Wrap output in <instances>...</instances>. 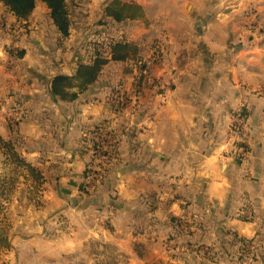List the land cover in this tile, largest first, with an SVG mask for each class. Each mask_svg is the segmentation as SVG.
Returning a JSON list of instances; mask_svg holds the SVG:
<instances>
[{"label":"crops","instance_id":"1","mask_svg":"<svg viewBox=\"0 0 264 264\" xmlns=\"http://www.w3.org/2000/svg\"><path fill=\"white\" fill-rule=\"evenodd\" d=\"M82 1L90 3L81 26L105 20L106 33L134 42L145 60L159 43L163 56L150 80L154 85L138 96L132 86L140 70L133 62H114L88 91L68 90V100L84 103L75 121L67 114L73 104L52 93L17 94L18 118L26 117L18 126L17 115L0 111L3 141L17 129L26 134L32 147L14 151L36 173L17 164L22 168L15 178L10 171L16 164L2 151L7 171L0 173V237L8 245L0 246V264H212L197 249L173 250L171 241L216 244L220 255L224 248L235 252L232 261L221 256L218 264H264V0ZM110 3L142 11L120 21L108 16L110 23L103 16ZM50 12L38 0L19 28L25 25L26 33L3 26L0 33L13 37L12 48L35 64L43 58L41 70L51 72L40 75L47 82L42 90L51 92L53 77L74 75L87 56L70 47L49 55L47 41L59 36ZM93 37L83 34L81 40L88 44ZM5 57L7 63L4 45L0 65ZM34 81L29 89L38 92ZM116 90L122 100L113 96ZM1 94L0 101L12 102L13 94ZM241 104L249 112L246 160L234 157L238 146L228 134L230 114ZM94 127L119 140L114 169L96 190L85 179L95 143L82 144ZM10 183L19 190L7 188ZM246 204L253 220L238 216ZM226 230L253 240L257 254L237 260L238 247Z\"/></svg>","mask_w":264,"mask_h":264},{"label":"trees","instance_id":"2","mask_svg":"<svg viewBox=\"0 0 264 264\" xmlns=\"http://www.w3.org/2000/svg\"><path fill=\"white\" fill-rule=\"evenodd\" d=\"M2 5L0 6V26L7 31L13 29L21 28L23 21L30 17L36 7V3L38 0H1ZM51 10L50 18L54 24V26L59 30V33L62 35V38L69 36L71 27L73 28L76 23L74 21L73 16L76 11H78V6L84 4L82 0H42ZM115 4V3H114ZM124 7H128V10L121 9L120 11H125L124 13H119L120 11H115L113 7H107L106 15L109 17H113L116 21H120L125 17H136L140 15L141 9L135 5H126ZM6 8V9H5ZM80 12L81 17H87V15L83 11ZM134 13V14H133ZM14 16V19H13ZM113 23V21H110ZM109 26L105 25V30L109 29ZM96 32V29H93ZM0 36L4 39H8L9 37L0 33ZM63 38V39H64ZM62 45V42L59 43ZM158 44H156L155 52L151 55L147 60L144 59L143 56H137V45L128 40L127 38H114L111 42L103 41L101 43L90 42L86 51H87V60L81 62L79 67L74 75H67L64 73L56 74L51 80V93L57 99H68L69 88L71 87H80L81 92L84 93L88 91V89L97 83L100 79L103 70L109 66V64L114 62H133L136 67L140 70V74L137 75L134 79L132 88L134 89L137 95H140L143 90L147 87H152L154 84L150 82L151 79L155 78L154 68L160 63V57L162 58V52L157 48ZM6 54H8V61L13 59L14 57L22 58L25 55L24 51H15L8 44L5 46ZM10 57V58H9ZM113 96L119 98L120 93L118 90L112 93ZM77 96V94H76ZM94 134L97 136V139L94 140L96 151L99 150L101 143L108 144V149L116 150L118 149V138L111 139L108 136V133L105 131H101L99 128L94 129ZM2 146L5 148L6 155L9 156V160L16 164L14 170H17V164L25 166L29 171L35 173V169L27 163L24 158L16 153L13 148V144L10 142H1ZM244 146V144L238 143L237 146ZM243 148L238 147V151L235 153L234 157L238 160H241L238 157V154ZM18 165V166H19ZM21 167V166H20ZM239 218L244 221H250L254 218H246L243 215L238 214ZM172 220L177 224V219L172 217ZM178 225V224H177ZM178 226H182L181 222H179ZM228 237L232 239V242L238 247L239 254L237 260H242V254L244 253V242L246 240L245 237L237 234L234 231L226 230L224 232ZM7 237H0V246L8 245ZM253 241V240H252ZM209 251H196L201 257L206 259H212L214 256H227L230 261H232L235 257V252L230 250L229 248H224L223 255H220V250L216 247L212 248ZM255 256V255H254ZM250 257V256H249Z\"/></svg>","mask_w":264,"mask_h":264},{"label":"rangeland","instance_id":"3","mask_svg":"<svg viewBox=\"0 0 264 264\" xmlns=\"http://www.w3.org/2000/svg\"><path fill=\"white\" fill-rule=\"evenodd\" d=\"M89 3L90 1L85 2L83 5L78 6V11H83L87 16H89ZM125 5H122L121 3H110V5L106 6L105 8H103V16L104 19L108 20L109 17L108 15H106V9L107 7H113L112 9L115 11H120L121 9H125V11L128 10V7H124ZM76 11L75 15L73 16L74 20L79 19L78 22H75L76 25L71 29H70V34L67 37H63L62 35L59 33L58 37H53V35L51 36V39L49 41H47L50 45L48 47V51L50 52L49 55L51 56H56V53L59 50H64L67 47H70V50L73 51L75 48L80 49V47L82 46V40H81V36L86 33L87 31H90L91 33H93V28L94 26H97L99 28H105V25L108 26V23L105 20H98L96 21L95 24H92L91 27H83L81 26L82 22H84L87 17H81L80 12ZM125 11H120L119 13H124ZM134 14V13H133ZM111 20V19H109ZM108 20V21H109ZM116 20V19H114ZM113 21V20H111ZM82 23V24H81ZM89 24V23H88ZM94 25V26H93ZM14 30V29H13ZM59 32V30H57ZM81 33V36L78 38V35ZM75 35V40L73 42V44L71 45L70 42H67L69 40H71V37ZM4 39V38H3ZM2 39V36H0V47L2 48L4 45L6 46V44H8L11 48L15 45V47L17 48V41H14L13 37H11L9 35L8 39ZM62 42V45H59V43ZM156 44H158L159 47V43L155 42L154 43V47H156ZM137 51L138 53L137 56H143V53L140 49L139 46H137ZM13 49V48H12ZM15 51H17V49H13ZM39 52L41 53L40 55L42 56V51L39 50ZM3 52V56H4ZM27 52L25 53V55L22 56V58H17L14 57L13 59H10L8 61V57H7V63H6V57L3 58L4 61V66L0 65V93L1 96L4 95V93H11L13 94V98H12V102H8V101H0V111H7V113L11 114V115H17V120H19V114L17 112V94H24L23 96L27 95L28 93H38V94H42V93H47V94H51V92L48 89L47 86V90H42V87L45 88L47 82L45 81V79H42L41 76L46 75L48 77L49 73L51 72L50 70H46L42 71L41 70V62L43 60V58H40V63H36L30 58L27 57ZM44 55V54H43ZM7 56H9L7 54ZM10 58V57H9ZM55 58V57H53ZM59 62V61H58ZM35 65H37V68L35 67ZM52 70V69H51ZM19 71H20V75H19ZM41 75V76H40ZM261 77L264 79V69L261 72ZM110 78V75L107 77V79ZM35 79H38V83L41 86V90L38 92H32V90L29 89L36 87V83H35ZM23 81H26V83L23 86H26L27 88H22L21 85L23 83ZM9 85V87H8ZM17 88H20V91H17ZM70 90L74 89V87L69 88ZM109 94V93H108ZM106 94V95H108ZM258 94V91L257 93ZM71 96H68L67 98L69 99ZM1 99V98H0ZM67 99V100H68ZM63 100V99H60ZM59 100V101H60ZM65 100V99H64ZM63 100V101H64ZM70 103L73 104L72 108L70 109V112L67 113L68 114V118L69 121H75V114L76 113V109L78 107H80L82 104H84L83 102H72L71 100H68ZM58 102V101H56ZM127 103H123V106L125 107ZM248 109L241 104L239 108H235L232 112H231V120H230V126H229V131L228 134L230 137L235 139V144L241 143L244 144V146L240 145L238 146L239 148H243L244 149V153L242 156H240V158L243 159H247V152H248V147H249V142L251 139V135H250V126H249V120H248ZM12 118V117H11ZM26 117H24L23 115L21 116V119L19 121L11 119L12 122L17 121V124H15V126H18V122H20L22 119H24ZM56 119L55 116L51 117L50 120L54 121ZM36 120V119H35ZM80 121V120H79ZM78 121V122H79ZM125 123H123L121 126H124ZM118 127V128H119ZM97 127H94V129ZM94 129L91 131V133H88L86 140H84L82 142V144H86L88 143L90 140L94 141L95 139H97V136L94 134ZM101 131H107L106 129L103 128H99ZM111 139H115V137L113 136ZM4 138L2 135H0V142H3ZM6 140V139H5ZM8 142H10L11 144H13V148L17 151L20 150L21 152H24V147L30 149L31 143L29 141V138L26 134L24 133H20L19 130L17 129L16 131H12L11 134L9 135V139H7ZM118 141V145H119V140ZM95 145V144H94ZM102 149L101 151H96V147H94V152H93V157L92 160L89 162V164L86 165V171H85V179H88V184L90 185V187L94 190L98 189L100 187V185L105 181V179L107 178L108 174L114 169V165L113 161L114 159L117 157L116 154L119 155V151L117 152L116 150H108V144L106 143H101ZM2 144L0 143V173H6V168H5V163H4V156L2 154V151L4 152V154H6L5 149L2 150ZM53 153L56 152V148H58V146L53 145ZM83 151H85V148H82ZM19 152V151H18ZM9 159V156H8ZM97 159V160H96ZM21 168L20 166H17V170H14L11 168L10 174H12V176L14 175L15 178H17V172H21ZM92 176V177H91ZM1 178V177H0ZM3 182H2V186H3ZM11 187V190H14L15 192H17L19 189L17 187V184L14 186V183H10L8 184V187ZM248 210H251L252 213H249ZM1 211H3V208L0 207V213ZM240 215L245 216L246 218H254L256 216V214L254 213V211L252 209H250V207L246 204V206H244L243 209H241V211L239 212ZM169 244V243H168ZM214 245L216 248H219L220 246H217L216 244H212ZM172 245L169 244V247L171 248ZM180 248V249H178ZM198 248H200V246L195 247V246H181L179 244H176L173 247V250H177L178 251H182L183 252H192L193 249L196 251V249L198 250ZM212 264H218V262L212 263Z\"/></svg>","mask_w":264,"mask_h":264},{"label":"built area","instance_id":"4","mask_svg":"<svg viewBox=\"0 0 264 264\" xmlns=\"http://www.w3.org/2000/svg\"><path fill=\"white\" fill-rule=\"evenodd\" d=\"M96 24H97V23H96ZM93 26H94V25H93ZM94 29H96L97 31H96V32L93 31V33H91L90 31H87L86 33H84V35H85L86 37H89V36H91V35H94L93 39L91 40L92 42L101 43V42H103V41H106V42L109 43V42H111V41L114 39V38L110 37V36L108 35V33H106L107 30H105L104 27H103V28H99V27H97V26H94ZM1 30L3 31V30H5V29L2 28ZM5 31H6V30H5ZM27 31H28V30H27V28H26L25 25L22 27V29H19V32H25V33H26ZM30 31H32V30H30ZM7 32H8V31H7ZM11 32H13V31H11ZM89 44H90V43H88V44H84V42H82V46L80 47V49H82V50L86 53V56H87V51H86V49H87V47H88ZM17 50H18V49H17ZM160 52H162V51H160ZM162 56H163V54H162ZM87 57H88V56H87ZM87 57H86L85 60H87ZM85 60H82L81 62H84ZM138 96H139V95H138ZM101 149H102V146H100L99 151H101ZM97 151H98V150H97ZM242 151H244V150H241V151H240V153L238 154V157H240V156L243 155V152H242ZM91 177H92V176H91ZM89 189H91V187H89ZM169 244L172 245L173 247L175 246L174 243H173L172 241L169 242ZM243 247H244V253L242 254L243 259H247L249 256H251V255H256V254H257V250L255 249L256 246H255L254 242H253L251 239H246L245 242H244ZM209 249H211L210 246H205V247H200V248H198V251H203V252H205V251H209ZM220 260H221L220 256H214V257L211 259L212 263H215V262H218V263H219Z\"/></svg>","mask_w":264,"mask_h":264},{"label":"water","instance_id":"5","mask_svg":"<svg viewBox=\"0 0 264 264\" xmlns=\"http://www.w3.org/2000/svg\"><path fill=\"white\" fill-rule=\"evenodd\" d=\"M189 7H190V6H189ZM189 7H188V8H189Z\"/></svg>","mask_w":264,"mask_h":264}]
</instances>
